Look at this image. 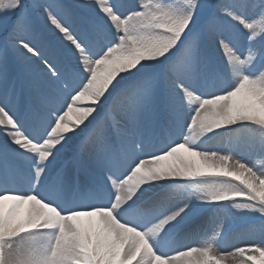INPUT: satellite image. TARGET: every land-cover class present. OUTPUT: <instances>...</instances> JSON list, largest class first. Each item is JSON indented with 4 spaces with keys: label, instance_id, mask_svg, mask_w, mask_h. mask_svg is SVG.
I'll return each instance as SVG.
<instances>
[{
    "label": "snow or ice",
    "instance_id": "1",
    "mask_svg": "<svg viewBox=\"0 0 264 264\" xmlns=\"http://www.w3.org/2000/svg\"><path fill=\"white\" fill-rule=\"evenodd\" d=\"M0 264H264V0H0Z\"/></svg>",
    "mask_w": 264,
    "mask_h": 264
}]
</instances>
